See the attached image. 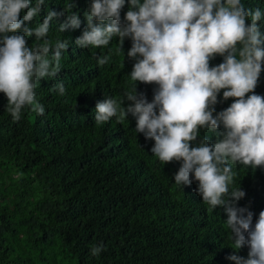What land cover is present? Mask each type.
<instances>
[{
	"label": "trees",
	"instance_id": "16d2710c",
	"mask_svg": "<svg viewBox=\"0 0 264 264\" xmlns=\"http://www.w3.org/2000/svg\"><path fill=\"white\" fill-rule=\"evenodd\" d=\"M241 2L264 13V0ZM90 3L45 0L41 13L25 22L34 28L48 11L64 13L51 22L47 37L53 46L57 40L69 41L61 70L42 79L36 89L44 115L25 108L15 121L0 93V264H235L230 255L247 257V246L239 252L233 249L225 209L203 202L194 174L191 185L174 182L181 162L159 161L151 153L155 142L136 131L135 118L95 123L98 101H123L124 93L137 85L151 102L158 85L131 79L136 62L127 56L131 39H125L124 52L115 37L101 48L75 44L87 26L84 13ZM129 8L126 2L122 21ZM73 12L79 14L81 27L60 32L59 24ZM257 25L264 36V19ZM35 43V35L28 37L29 46ZM102 56L110 59L99 66L97 58ZM223 59L217 55L210 66ZM61 81L66 88L62 96L50 91ZM223 91L214 116L234 102L224 100ZM255 94L264 96V70ZM205 137L212 145L220 139L202 128L192 146ZM232 169L235 175L224 199L241 188L246 195L235 203L254 213V227L264 211V167L236 163ZM101 242L105 250L93 257L91 248Z\"/></svg>",
	"mask_w": 264,
	"mask_h": 264
},
{
	"label": "clouds",
	"instance_id": "9594fccd",
	"mask_svg": "<svg viewBox=\"0 0 264 264\" xmlns=\"http://www.w3.org/2000/svg\"><path fill=\"white\" fill-rule=\"evenodd\" d=\"M126 2L130 8L122 21ZM44 4L45 0H36L35 6L32 0H0V93L15 121L25 108L44 115L36 89L42 79L58 75L62 52L69 48L67 39L54 46L47 39L51 22L64 13L50 10L38 26H26ZM84 16L87 26L75 39L78 47L101 48L115 37L124 52L125 39H131L127 56L136 61L131 79L158 85L151 102L137 85L124 93L123 101L112 97L98 101L95 123L135 118L136 131L155 142L151 153L159 161L181 162L174 182L191 185L194 174L203 202L225 209L233 249H249L247 257L234 253L228 259L235 264H264V211L253 227L254 213L235 203L246 195L241 188L224 199L235 175L233 164L264 167V96L255 94L264 70V36L257 25L264 13L258 7L246 9L241 0H91ZM81 23L73 12L59 24V31L79 29ZM33 35L36 43L29 46L28 37ZM217 55L223 62L210 66ZM109 59L98 57V65ZM221 90L224 100L235 99L214 116ZM50 91L62 96L66 88L61 81ZM126 101L131 103L125 106ZM221 127L223 131H217ZM202 128L216 133L218 142L209 144L205 137L192 146ZM103 250L101 242L90 254L98 257Z\"/></svg>",
	"mask_w": 264,
	"mask_h": 264
}]
</instances>
